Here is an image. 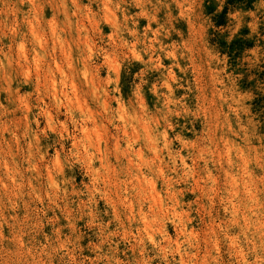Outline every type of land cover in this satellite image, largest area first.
I'll list each match as a JSON object with an SVG mask.
<instances>
[{
  "label": "rangeland",
  "instance_id": "rangeland-1",
  "mask_svg": "<svg viewBox=\"0 0 264 264\" xmlns=\"http://www.w3.org/2000/svg\"><path fill=\"white\" fill-rule=\"evenodd\" d=\"M1 40L26 42L4 58ZM52 52L58 66L42 80L45 105L37 108L35 94L27 104L26 87L16 95L22 77L6 74L5 65ZM80 124L88 132L75 152ZM107 133L120 135L119 150L104 147ZM128 139L142 150L132 167L139 174L158 162L153 139L163 154L167 141L188 158L190 149L245 151L253 230L263 238L264 0H0V264H184L177 249L187 259L184 231L205 230L196 211L176 212L164 197V214L150 218L158 252L147 242L143 249L135 226L136 244L127 239L115 218L122 210L116 157ZM192 199L190 192L185 205Z\"/></svg>",
  "mask_w": 264,
  "mask_h": 264
},
{
  "label": "bare ground",
  "instance_id": "bare-ground-1",
  "mask_svg": "<svg viewBox=\"0 0 264 264\" xmlns=\"http://www.w3.org/2000/svg\"><path fill=\"white\" fill-rule=\"evenodd\" d=\"M1 41L6 51L5 55L2 54L4 58H8L7 52L23 49L20 45L26 42V40ZM33 41L42 42L41 40ZM19 60L20 61H18L15 66L6 63L5 73L12 75V77L13 75L19 77L20 75L22 79L16 80L17 85L14 89L16 95L18 96V91L23 86L26 87V89L30 91V94L24 96L27 104H29L33 98L32 94H35L37 101L34 105L40 108L41 104L45 105L46 97V94H43L40 90L41 82L43 79L47 82L45 76L51 74L54 66H58L59 55L57 53L51 55L44 53L43 58L40 59L35 57L29 59L26 56L22 57L20 55ZM33 71L34 75H31ZM71 86L73 87V85ZM69 93L67 89L63 91L66 98H69ZM132 100H136V98ZM28 109L29 108H27V110ZM27 110L25 112H27ZM58 113H61L60 110ZM68 113L70 112L67 111L66 114ZM28 116L29 115L26 113L27 119ZM227 119L228 117L225 119L227 124L232 122V120ZM76 131L79 132V135L73 134L71 136V147L73 151L79 152L81 146L80 137L82 133L84 135L87 134V124H80L76 127ZM104 137H106L105 141L103 140L106 149H109V144L113 142L114 147L119 150L121 142L119 134L114 137L110 133H107ZM139 139L140 138L135 142L139 143ZM126 141H128L127 150L119 152V155L116 157L117 169L120 170L121 173H117L113 176V182L115 183L119 203L122 207V210L115 213V218L119 223L124 225L125 237L127 239L132 238V227L135 226L137 235L144 245V250L147 249L144 242H147L153 250L157 252L161 251V246L156 241L151 231L150 218H157L162 215V213L164 214L167 204L165 203L166 199L164 197L168 198L169 195L170 197L168 199L175 201L173 205L177 207L175 209L176 212L180 210L185 214L184 211L186 208L189 210L193 209L197 212V217L205 223V230L201 235L196 233L193 229L184 231L188 243L184 251L188 250V253H186L188 256H186L187 259H185L182 255L183 250L180 244H178L177 249L180 252L181 262L184 264H195V262L207 264L208 260H210L211 264H220L222 253L225 252V257L228 255L227 264H251V254L255 251V253L253 252L255 262L257 264H264V235L263 238L260 239V237L255 235V230H253V177L251 173V160L245 151L238 148L223 146L219 148V151H212L211 148H209L207 152L210 150L212 152L206 154L203 149L198 151L190 149L188 150L190 158H188L185 155L176 156L171 150V143L169 144L167 141H165L167 150L163 154L158 147L159 141L153 139V144L151 143V145L154 147V154L158 162L155 161L152 165L148 164L146 171L139 174V172H135V168L132 167L138 158H142V150L131 145L130 139ZM210 141V145L213 146L215 141L219 142V139ZM143 143L145 142L143 141ZM46 153V148H44L42 157H45ZM13 156L17 162V158L14 154ZM166 158H168L170 162L165 163ZM136 166L138 167L137 164ZM32 167L38 170V165L34 164ZM126 167H128V169L131 168L128 170ZM114 172L113 174H115ZM159 179H161V185L157 183ZM148 183H150L151 186L149 190L152 192L150 196H146L147 192H145L146 189L148 191ZM135 187H140L143 191H141L142 195L138 198L136 197L137 193H135V190L138 188L134 189ZM190 192L193 195V199L189 200V204L186 206L185 200ZM201 209L204 210V214L201 213ZM169 210L168 213H171ZM258 210L260 214H264V209L262 207ZM192 214L194 215V213ZM121 216H125V219L123 220ZM127 220L134 223L132 225H127L125 223ZM261 223V226H259H264V222L262 221ZM183 227L185 228V226ZM262 234L263 233H261V235ZM133 241L136 244V240L131 239V242ZM114 242L115 241L112 240L113 244ZM201 242L206 245L202 252L200 250ZM102 246H107V243ZM135 247L136 245L133 246V249ZM131 253L133 254L134 250H132ZM202 253L203 255H201ZM115 258L118 262L119 259H117V256H115ZM224 263L225 262L222 264Z\"/></svg>",
  "mask_w": 264,
  "mask_h": 264
}]
</instances>
